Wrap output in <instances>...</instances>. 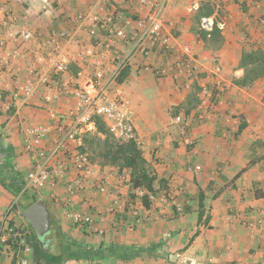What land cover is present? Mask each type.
Wrapping results in <instances>:
<instances>
[{
  "label": "crops",
  "instance_id": "obj_1",
  "mask_svg": "<svg viewBox=\"0 0 264 264\" xmlns=\"http://www.w3.org/2000/svg\"><path fill=\"white\" fill-rule=\"evenodd\" d=\"M195 1L198 10L191 7ZM207 11L211 14L204 15ZM7 13L17 22L8 32L0 28V155L15 159L23 177L32 156L23 150L22 130L51 125L58 114L70 122L71 104L55 99L54 87L38 86L25 97L34 47L15 32L29 30L43 41L53 31H65L59 44L66 68L52 83L81 82L102 54L98 48L90 57L85 54L87 31L109 14L122 17L126 27L135 17L122 0H0V21ZM79 14L86 17L80 24L74 22ZM201 17L212 18L217 29L205 40L198 36ZM162 19L170 43L189 49L196 68L191 75L177 77L164 50L130 53L129 45L118 40L110 55L126 57L129 75L117 87L145 160L166 181V195L158 193L145 209L142 191L131 190L135 198L128 199V174L120 179L116 168L92 164L94 177L108 179V191L100 195L87 188L75 197V208L99 210L95 228L74 225L59 205L41 197L58 238L71 250L62 264H264V197L255 199L253 188L256 183L264 194V75L243 83L246 73L240 65L243 50L264 51V3L166 0ZM98 34L102 41L104 33ZM14 51L18 56L5 66ZM5 191L0 185V206L6 203ZM199 191L204 196L200 223ZM57 192L63 195L62 185ZM114 200L123 210L112 214ZM173 253L178 254L175 262L169 259ZM0 261L6 260L0 256Z\"/></svg>",
  "mask_w": 264,
  "mask_h": 264
},
{
  "label": "built area",
  "instance_id": "obj_2",
  "mask_svg": "<svg viewBox=\"0 0 264 264\" xmlns=\"http://www.w3.org/2000/svg\"><path fill=\"white\" fill-rule=\"evenodd\" d=\"M264 3V0H262ZM133 12L131 25H121L122 17L107 15L95 26L87 31L88 42L85 54L90 57L94 49L102 51L101 57L93 64L92 71L87 77L79 82L59 79L58 83H52L54 77L61 78L65 72L66 62L61 57L59 42L65 40V31L51 32L49 36L40 41L34 32L19 31L23 43L33 45L32 78L24 88L25 97L34 94L38 86L47 89L54 87V98H66L71 104V109L66 117L60 114L53 117L50 125H36L32 128H24L23 150L32 156V162L28 172L20 177L19 185L23 192L47 193L43 198L49 197L51 201L60 205L66 218L73 224L83 227H94L100 220L101 212L97 209L81 210L75 208V197L83 193L87 188L96 193L106 194L109 182L106 177H94L92 163L87 153L81 152L83 137L86 130L94 128L93 118L101 119L108 132L119 142L135 139V130L128 115L127 104L118 89V76L121 70L127 66L125 58L111 57L115 55L116 41L126 42L130 53H152L155 49L163 51L171 58L175 67L176 76L187 77L196 69L193 57L186 46L177 50L170 43V36L166 33L162 19V10L166 0H122ZM192 9L198 10V2L191 5ZM86 17L77 15L75 23H83ZM17 22V17L7 13L0 21V28L8 32ZM202 30L210 31L215 23L212 18L201 17L199 22ZM104 33V39L99 40V32ZM4 41L0 40V47ZM18 52H11L4 61L9 65L12 57H17ZM162 75L160 69L154 71ZM58 81V79H56ZM53 85V86H51ZM205 96L211 97L209 91ZM198 170L199 167L197 166ZM72 178V179H71ZM63 186V195H59L57 188ZM42 197V196H40ZM123 210V205L114 200L109 207V212L115 214ZM7 214L0 215V246L6 242L9 234ZM260 223V221H257ZM95 232L102 233L96 229ZM11 264H26V261L17 255L13 256Z\"/></svg>",
  "mask_w": 264,
  "mask_h": 264
},
{
  "label": "trees",
  "instance_id": "obj_3",
  "mask_svg": "<svg viewBox=\"0 0 264 264\" xmlns=\"http://www.w3.org/2000/svg\"><path fill=\"white\" fill-rule=\"evenodd\" d=\"M211 11H207L204 15H210ZM209 32V33H208ZM217 32L214 26L210 31L200 30L198 36L201 40H205L208 35H215ZM240 65L244 68L246 80H254L264 75V51L260 48L251 50H243L240 60ZM129 75V67L125 66L119 76L118 83H122ZM94 124V130H86L80 151L89 155V160L93 165L98 167L111 166L117 169L118 177H123V172L128 174L130 183V193L128 199L133 200L135 198L131 190H140L142 194L140 196L141 204L145 209L150 208L152 204L151 198L156 197L158 193L166 195V181L164 179H158L154 171L150 168V165L145 160L142 150L136 141V139H130L126 142L117 141L109 132L105 123L95 117L92 120ZM245 127V124L239 126L238 135ZM252 162H250L251 164ZM241 170L237 173L230 183H234L243 173ZM0 185L9 193L14 196L19 195L21 192V186L12 187L6 180L5 176L0 171ZM254 198L261 199L264 197L261 189L254 183ZM21 201L25 202V208L35 201L41 199L36 193L22 192L20 197ZM198 223L201 222L203 216V193L199 191L198 194ZM34 236L35 233H34ZM65 239H57L54 241V252H50L49 248L44 247L33 237L30 243L32 249L33 261L35 264H62L65 261L66 254L70 253V248H65ZM58 246L62 247L59 250ZM58 249V251H57ZM56 252V253H55Z\"/></svg>",
  "mask_w": 264,
  "mask_h": 264
},
{
  "label": "rangeland",
  "instance_id": "obj_4",
  "mask_svg": "<svg viewBox=\"0 0 264 264\" xmlns=\"http://www.w3.org/2000/svg\"><path fill=\"white\" fill-rule=\"evenodd\" d=\"M0 171L12 187L15 188L19 186L16 182L20 181L21 172L18 171L15 159H8L6 156L0 155ZM5 192L8 196L5 205L0 206V215L4 213L7 214V225L10 235L6 236V242L0 246V256L5 258V264L7 262L11 264L12 258L15 255L25 260L26 264H35L33 261L32 249L30 247L33 237H35L43 247H47L50 252H54L55 246L53 243L58 237L57 226L55 222L52 221V228L49 233L41 237L34 236V231L31 226L21 217V212L25 208V202L21 201L19 197L23 191L21 190L17 196L7 191ZM38 196L43 197V193L38 194ZM59 207L62 209L60 205ZM2 263L3 261H0V264Z\"/></svg>",
  "mask_w": 264,
  "mask_h": 264
},
{
  "label": "water",
  "instance_id": "obj_5",
  "mask_svg": "<svg viewBox=\"0 0 264 264\" xmlns=\"http://www.w3.org/2000/svg\"><path fill=\"white\" fill-rule=\"evenodd\" d=\"M21 217L31 226L36 236L41 237L49 233L52 228L51 213L45 201L39 199L30 204L21 212ZM46 249V247H44ZM177 253L170 255L171 262H175Z\"/></svg>",
  "mask_w": 264,
  "mask_h": 264
}]
</instances>
